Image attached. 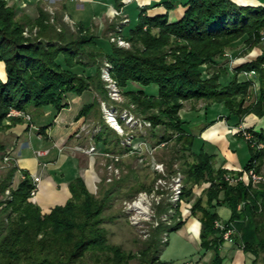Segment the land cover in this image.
<instances>
[{
  "label": "trees",
  "instance_id": "trees-1",
  "mask_svg": "<svg viewBox=\"0 0 264 264\" xmlns=\"http://www.w3.org/2000/svg\"><path fill=\"white\" fill-rule=\"evenodd\" d=\"M123 1L115 0L119 10ZM173 7L168 4L169 9ZM186 7L175 23H169L167 14L152 18L141 14L138 24L123 33L131 42L126 48L109 37H98L82 23L71 26L59 17L52 22L50 13L42 9L35 20L18 18L16 7L0 0V61L6 64L7 76L6 81L0 78V131L11 126L6 119L12 124L23 121L21 117H9L12 107L31 114L33 108L38 111L50 105L59 113L68 107L70 92L95 91L96 99L77 117L96 113L100 119L101 101L120 105L110 100L100 75L107 60L124 98L121 104L150 121L151 132L158 138V127L165 129V140L176 135L175 152L184 176L182 201L194 196L196 185L210 182L191 208L202 225V247L213 251L209 264H225L220 253L224 230L215 222L220 220L217 207L223 204L231 210L225 230L235 228L234 242L239 241L256 257L263 255L264 260V183L231 185L224 181L228 170H216L213 155L193 151L196 136L181 115L187 101L203 100L208 105L224 103L239 126L249 114L264 116V51L256 59L237 65L233 73L223 57L239 41L246 43L248 51L263 42L264 4L190 0ZM92 67L93 74L89 72ZM251 70L257 73L255 79L242 74ZM148 86L158 89L148 92ZM46 128L40 129L42 134ZM111 130L107 125L97 135L109 151L115 149L113 144L119 145L118 140L113 142L118 136L110 135ZM249 130L254 135L251 140L239 132L252 152L245 169L255 167L262 172L264 147L258 145H264V130ZM18 170V166H11L0 179V196L4 197L0 199V264H167L161 259V251L169 240L164 241L162 235L184 225L181 202L175 208L174 223L158 224L145 246L134 252L112 243L104 226V212L113 200L115 187L99 197L78 177L70 183L72 196L68 201L43 213L31 200L34 183L30 172H24L25 178L12 187ZM169 205L160 203L158 212L164 207L167 211Z\"/></svg>",
  "mask_w": 264,
  "mask_h": 264
},
{
  "label": "crops",
  "instance_id": "crops-1",
  "mask_svg": "<svg viewBox=\"0 0 264 264\" xmlns=\"http://www.w3.org/2000/svg\"><path fill=\"white\" fill-rule=\"evenodd\" d=\"M7 1L9 5L16 7L17 16L25 13L27 17L35 20L40 15L38 4L46 3L48 0ZM23 1H29L28 8H22ZM189 1L124 0V6L119 10L115 6V0H49L57 11L61 10L60 15L56 17H64L72 26L82 23L91 28L100 38H108L114 26L120 24L121 27L123 26L124 33L129 31L138 24L141 14L151 16V18L167 14L169 23L178 22L184 15ZM233 1L244 6L264 4V0ZM168 4H173L174 7L169 9ZM80 11L82 13H79ZM123 19H127L128 23L122 25L123 21L120 20ZM246 47V43L239 41L231 50V54L238 60V65L256 59L264 51V41L249 50L247 55L240 56ZM89 72L93 74L94 67L89 68ZM0 78L4 81L7 78L6 64L3 61H0ZM97 96L98 94L92 90L82 94L70 92L67 94L68 107L59 113L50 105L38 111L33 108L31 114L34 128L29 127L30 124L24 118L17 124H12L11 119H6L11 126L5 131H0V162H3V158L9 155L12 162L19 168L12 187L16 188L19 185L26 171L30 172L32 176H41L39 191L31 200L40 205L43 213H49L55 206L64 205L68 201L72 196L70 183L74 179L82 177L86 184L90 185V170L83 164V159L90 160L93 154L79 151V148H83L81 144H83L84 133L95 126L98 119L96 113L87 117L78 118L77 116L82 108L92 103ZM193 114L196 117L188 119L187 116ZM181 115L184 120L194 123L192 127H189L190 132L196 136L193 146L195 153L204 150L213 155V167L216 170L227 169L230 172H238L245 168L252 156L251 148L238 132V119L230 115V111L224 103H214L203 107L201 105L198 107L185 106ZM240 125L256 131L264 130V116L249 114ZM43 127L46 128L44 134L40 131ZM87 147L88 145L84 148ZM40 150L48 152L38 155ZM7 170L0 169V179L7 173ZM262 172H264V165ZM210 185V182L196 185L194 196L181 205L180 210L185 223L179 231L195 240L201 247L199 260L190 264H209L213 258V251L204 250L201 245L202 225L200 220L191 214L194 202ZM239 235L242 236L241 230ZM220 250L225 264H254V261L258 262L260 258L256 257L254 253L245 251L239 241L238 243L224 242ZM257 264H264V260Z\"/></svg>",
  "mask_w": 264,
  "mask_h": 264
},
{
  "label": "rangeland",
  "instance_id": "rangeland-1",
  "mask_svg": "<svg viewBox=\"0 0 264 264\" xmlns=\"http://www.w3.org/2000/svg\"><path fill=\"white\" fill-rule=\"evenodd\" d=\"M21 4L22 8L26 9L29 6V1H23ZM51 4L49 0L46 1V3L43 2V4L40 3V5L38 4V10L42 9L49 12L51 21L54 22L56 16L60 15L61 10L57 11ZM79 13H82V11ZM18 18L24 20H28V18L31 19L29 16L27 17L25 13H21ZM59 18L63 22L68 23L64 17L60 16ZM120 21H123L122 25L128 23L127 19ZM68 24L70 25V23ZM120 25L115 26V29L109 34V38H111V35L114 33L123 36L124 32L119 31V29H123V26L121 27ZM33 31L36 32L37 28H34ZM121 47L130 48L131 42H129V45ZM247 53L248 50H244L240 56L247 55ZM223 57L226 66H228L233 73L234 68L238 65L237 58L231 54V50H227ZM107 63H109L107 60H104L102 63L101 74ZM103 81L110 100H113L109 93L107 82L105 80ZM258 82L257 79L254 82L256 83L257 94L260 92V83ZM155 88L158 89V87L155 86H148L146 90L148 92L157 90ZM123 100L124 98L121 96L119 99L113 100V102H120V105L116 103L112 105L115 106L117 113H119V120L124 132L114 130L107 122L105 110L101 103V118L99 119L97 117L98 121L95 122V126H92L88 132L86 131V133H84L83 144L81 145H83V148L87 145L88 147L94 145L96 148V152L92 153V159H83V164L90 170L89 186L91 190L99 197H102L107 189L115 187L113 200L104 212L106 216L104 226L108 230L110 241L122 245L126 250L137 252L139 249L143 248L146 241L148 242L149 238H151L152 229L157 226V223L160 224L163 222L167 226L174 223L175 208L177 206L175 207L172 205L170 201L174 191L172 176L179 173L182 174V172L180 171V161L177 160L178 155H176L175 152L177 151L175 145L176 135L173 134V137L170 139H163L162 134L165 132V129L162 127H158L159 138L153 135L151 132V122L137 115L133 110L123 106V104H121ZM102 102L108 104L107 101L103 100ZM199 105L202 107L208 106L203 100L187 101L185 106L198 107ZM125 114H133L138 121H142V124L133 125L131 121L125 118ZM187 117L188 119L189 117L192 119L196 116L193 114ZM107 125L112 129L110 135L118 136L113 142L116 143L117 140L119 142V145L113 144V148L115 149L111 151L107 149L108 145L96 139L99 132ZM193 125L194 123H190V127ZM82 149L79 148V151H83ZM171 163H173V167H170ZM158 164L161 165L160 168L157 167ZM111 165H113L112 168H110ZM10 167L1 168V170ZM143 186L144 189L136 192L138 188ZM6 195L9 196L7 193ZM141 196H143V200L140 201ZM2 198L4 197L1 195L0 199ZM135 202L139 203L138 208L135 207ZM160 203L165 207L170 204L168 210L165 211L164 207V210L159 213L158 207ZM129 205L131 206L130 208ZM172 207H174L173 210H171ZM217 211L220 216V221L222 222L227 221L231 216V210L224 204L219 205ZM183 228L185 229L186 225ZM165 233L162 235V238L164 241L169 240V244L165 245L163 251H161L162 261H166L167 264H190L196 263L199 260L201 256V247L199 243H196L192 238L182 234L179 230L169 231L167 236ZM260 261H263L262 256L259 258L258 262Z\"/></svg>",
  "mask_w": 264,
  "mask_h": 264
},
{
  "label": "built area",
  "instance_id": "built-area-1",
  "mask_svg": "<svg viewBox=\"0 0 264 264\" xmlns=\"http://www.w3.org/2000/svg\"><path fill=\"white\" fill-rule=\"evenodd\" d=\"M123 23V22H122ZM119 31H122L121 29H119ZM111 41L116 43L119 46H125V45H129V42L122 36V35H118V33H114L111 35ZM262 41H264V31L262 32ZM112 65L110 63H107L105 65V67L102 70V78L103 80H105L108 84L109 87V93L112 96L113 100L119 99V97L122 96L121 94V90L120 87L118 85V83L116 82V80L114 79L113 75H112ZM244 76L249 77V78H253L255 79L256 77V71L255 70H251V71H244L242 73ZM103 105V108L105 110V115L107 118V122L114 128V130L118 131V132H124L122 125L120 123L119 120V113H117V110L115 108L114 105H109L106 102H101ZM9 117H21L24 118L26 121H28L30 123V126L32 128H34V124H33V116L30 113H27L23 110H20L18 108H14L12 107L10 112H9ZM125 118H127L129 121H131L133 123V125L135 124H142V121H138L136 119V117L133 116V114H125ZM238 132L242 133V136L246 139V140H251L254 135L253 133L249 130L248 127H245L243 125H240L238 128ZM256 145V144H255ZM257 146V145H256ZM258 147H264L263 144H259ZM48 151H38V155H44L47 154ZM83 152L92 154L93 152H96V148L94 145L89 146L87 148L83 149ZM119 159V158H118ZM3 162L0 163V169L1 168H6V167H10V166H17L15 163L12 162L11 157L9 155H6L3 160ZM113 165L110 166V168H112ZM158 168L161 167V165H157ZM117 171V170H116ZM118 172V171H117ZM176 176V177H175ZM172 183H174V191L173 194L171 195L170 201L172 203V205H174L175 207L178 205V203H182L184 201H182V192H183V186H184V176L182 174H177L172 176ZM25 178V175L23 174L22 179ZM33 178V183H34V187L32 189V196L35 198V196L37 195L39 188L40 187V183H41V176L39 175H35L32 176ZM227 181L229 184H237L240 182H244L246 184H260V183H264V172H259L256 170L255 167H252L250 169H243L241 171L238 172H230L228 171L225 174V180ZM7 194H10V190H7ZM32 197V198H33ZM143 200V196L140 197V201ZM136 203V202H135ZM138 204H135V207L138 208ZM131 206L129 205V208ZM242 206L240 205L238 208H241ZM174 207H172L171 210H173ZM216 222V227L224 230L223 235L225 242H234V235L237 233L235 228L229 227L225 230L226 225L224 222L217 220ZM159 223H157L158 225ZM166 236L168 235V233H165Z\"/></svg>",
  "mask_w": 264,
  "mask_h": 264
},
{
  "label": "bare ground",
  "instance_id": "bare-ground-1",
  "mask_svg": "<svg viewBox=\"0 0 264 264\" xmlns=\"http://www.w3.org/2000/svg\"><path fill=\"white\" fill-rule=\"evenodd\" d=\"M141 205V204H140ZM145 206V205H144ZM199 229V228H198ZM186 233V232H185ZM195 241V240H194Z\"/></svg>",
  "mask_w": 264,
  "mask_h": 264
}]
</instances>
